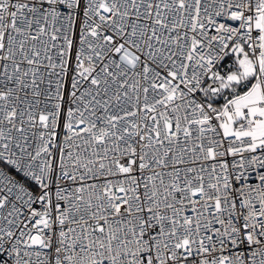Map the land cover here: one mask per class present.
Here are the masks:
<instances>
[{"label":"snow or ice","instance_id":"snow-or-ice-1","mask_svg":"<svg viewBox=\"0 0 264 264\" xmlns=\"http://www.w3.org/2000/svg\"><path fill=\"white\" fill-rule=\"evenodd\" d=\"M0 264H264V0H0Z\"/></svg>","mask_w":264,"mask_h":264}]
</instances>
